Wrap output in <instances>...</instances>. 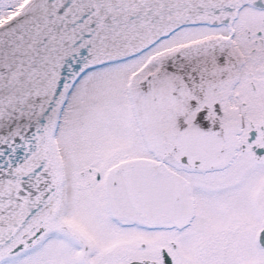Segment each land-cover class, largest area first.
<instances>
[{
  "label": "snow or ice",
  "instance_id": "snow-or-ice-1",
  "mask_svg": "<svg viewBox=\"0 0 264 264\" xmlns=\"http://www.w3.org/2000/svg\"><path fill=\"white\" fill-rule=\"evenodd\" d=\"M0 264H264V0H0Z\"/></svg>",
  "mask_w": 264,
  "mask_h": 264
}]
</instances>
